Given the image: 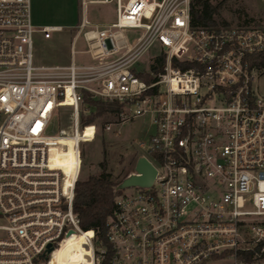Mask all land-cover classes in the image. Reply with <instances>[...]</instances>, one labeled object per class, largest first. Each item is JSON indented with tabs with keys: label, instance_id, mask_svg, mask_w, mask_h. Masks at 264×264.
<instances>
[{
	"label": "built area",
	"instance_id": "built-area-1",
	"mask_svg": "<svg viewBox=\"0 0 264 264\" xmlns=\"http://www.w3.org/2000/svg\"><path fill=\"white\" fill-rule=\"evenodd\" d=\"M80 2L69 62L34 65V32L62 27L34 25L30 0H0V264H264V94L252 86L264 26H193L191 0ZM108 3L114 20L86 18ZM85 94L119 104L104 132L148 118L137 145L157 171L115 195L101 231L73 211L82 146L98 134H83ZM64 107L70 129L56 132Z\"/></svg>",
	"mask_w": 264,
	"mask_h": 264
},
{
	"label": "rangeland",
	"instance_id": "rangeland-1",
	"mask_svg": "<svg viewBox=\"0 0 264 264\" xmlns=\"http://www.w3.org/2000/svg\"><path fill=\"white\" fill-rule=\"evenodd\" d=\"M210 2L218 5L217 14L214 16L217 24H222L221 21L228 24H243L246 21L245 23L264 26V0H210ZM33 10L37 21L62 25L61 30L51 32L49 39L44 38L43 33L38 30L34 32L33 64H67L69 62V42L75 31L72 26L81 14L80 0H33ZM84 11L86 18L93 22L107 23L115 18L114 5L111 3L87 4ZM126 35L131 39L137 36L138 32L127 31ZM77 46L80 47L79 41ZM149 53L157 54L158 45H155ZM85 57V55H76V61H84ZM252 86L257 94H264V68L255 71ZM82 107L85 111L80 114V117L87 115L89 110L86 102ZM53 119L56 132L59 128L68 131L71 125V109L62 108L59 117ZM105 120L113 122L115 117L114 115L100 116L83 129V134L86 136H90L96 128H98V134L95 139L82 146L79 179L96 174L99 171L98 163L103 159L106 160L108 171L122 177L123 173L128 170V163L140 153L137 141L148 129L147 117H137L112 125V130L108 132H104V125L101 124ZM129 191L131 189L124 190V192Z\"/></svg>",
	"mask_w": 264,
	"mask_h": 264
},
{
	"label": "trees",
	"instance_id": "trees-1",
	"mask_svg": "<svg viewBox=\"0 0 264 264\" xmlns=\"http://www.w3.org/2000/svg\"><path fill=\"white\" fill-rule=\"evenodd\" d=\"M218 5H213L210 0H191L190 3V23L193 26H204L217 24L214 16L217 14ZM244 21L243 23H245ZM225 24V21H221ZM163 58H160V63ZM252 64L257 70L264 68V50L252 56ZM84 102L88 104V114L80 117L81 125L93 123V121L105 115H116L119 104L100 99L91 98L88 94L84 96ZM108 121H102L104 125ZM105 150V149H104ZM139 153L137 154V156ZM105 156V151H104ZM135 156L128 164L130 171L134 165ZM99 171L96 174L88 175L85 179H78L75 184V194L73 199V211L77 214L80 226L83 229L93 228L101 231L106 219L113 210V200L117 192H112V186L118 183L120 175H113L107 170L106 160L99 163Z\"/></svg>",
	"mask_w": 264,
	"mask_h": 264
},
{
	"label": "water",
	"instance_id": "water-1",
	"mask_svg": "<svg viewBox=\"0 0 264 264\" xmlns=\"http://www.w3.org/2000/svg\"><path fill=\"white\" fill-rule=\"evenodd\" d=\"M156 169L151 162L142 154H139L130 171L121 180L112 186V192L123 191L131 187L148 188L156 176Z\"/></svg>",
	"mask_w": 264,
	"mask_h": 264
},
{
	"label": "crops",
	"instance_id": "crops-1",
	"mask_svg": "<svg viewBox=\"0 0 264 264\" xmlns=\"http://www.w3.org/2000/svg\"><path fill=\"white\" fill-rule=\"evenodd\" d=\"M30 4H31V16H32V22L34 23V25H36V26H38V25H58V26H61L62 27V25H60V24H48V23H43V22H39V21H37V18L35 17V14H34V10H33V0H30ZM81 11V10H80ZM80 18H81V14H80V16L78 17V20L76 21V23L74 24V25H76L79 21H80ZM73 25V26H74ZM72 26V27H73ZM73 35H75V31L72 33V35H71V38L73 37ZM49 39V38H48ZM78 41H79V43H80V45H81V40H80V38H79V36L77 37V39H76V43H77V45H78Z\"/></svg>",
	"mask_w": 264,
	"mask_h": 264
},
{
	"label": "bare ground",
	"instance_id": "bare-ground-1",
	"mask_svg": "<svg viewBox=\"0 0 264 264\" xmlns=\"http://www.w3.org/2000/svg\"><path fill=\"white\" fill-rule=\"evenodd\" d=\"M66 141H68V140H66ZM72 159V157H71V154H68V156H66V157H64L63 159H61V163L63 164V165H65V166H68V167H70V165H71V160Z\"/></svg>",
	"mask_w": 264,
	"mask_h": 264
}]
</instances>
